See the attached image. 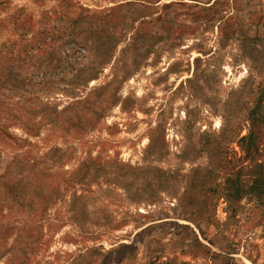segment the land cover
Listing matches in <instances>:
<instances>
[{
	"label": "rangeland",
	"instance_id": "1",
	"mask_svg": "<svg viewBox=\"0 0 264 264\" xmlns=\"http://www.w3.org/2000/svg\"><path fill=\"white\" fill-rule=\"evenodd\" d=\"M264 0H0V264H264Z\"/></svg>",
	"mask_w": 264,
	"mask_h": 264
},
{
	"label": "trees",
	"instance_id": "2",
	"mask_svg": "<svg viewBox=\"0 0 264 264\" xmlns=\"http://www.w3.org/2000/svg\"><path fill=\"white\" fill-rule=\"evenodd\" d=\"M248 119L252 121L251 132L248 136H243L240 140L243 141H252L255 138V133H258L261 130L260 125L264 124V114L259 113L258 107H254L253 109H249Z\"/></svg>",
	"mask_w": 264,
	"mask_h": 264
}]
</instances>
